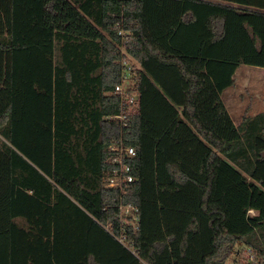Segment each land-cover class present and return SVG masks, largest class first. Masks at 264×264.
Listing matches in <instances>:
<instances>
[{
  "label": "trees",
  "instance_id": "1",
  "mask_svg": "<svg viewBox=\"0 0 264 264\" xmlns=\"http://www.w3.org/2000/svg\"><path fill=\"white\" fill-rule=\"evenodd\" d=\"M242 65L264 67V0H0V264L264 258V112L222 98ZM121 139L137 230L104 186Z\"/></svg>",
  "mask_w": 264,
  "mask_h": 264
},
{
  "label": "built area",
  "instance_id": "2",
  "mask_svg": "<svg viewBox=\"0 0 264 264\" xmlns=\"http://www.w3.org/2000/svg\"><path fill=\"white\" fill-rule=\"evenodd\" d=\"M126 64V63H125ZM128 69L126 72L118 80L115 86V93L118 95L122 101L123 105V113L117 115L115 117H110V119H119L120 123L123 124V121L126 119L127 109L125 110V102L127 104L134 105L137 101V94L130 95L129 90L131 87L125 88L124 83L127 79ZM111 152L115 153L114 162L117 163L118 167L111 174H109L104 181V186L108 188L118 189L121 193L120 195V204H119V212H120V221L124 225H131L135 230L138 229L139 224V214L138 208L134 205L124 204L122 201V194L126 192V185L133 182L135 177L132 174V165L131 160L136 157V150L132 146H128L124 143V141L119 140L118 143L113 144L110 147ZM252 212V211H251ZM123 244L128 248V244L125 241L124 237L119 239ZM132 252L137 254V249L133 248ZM248 252V263L247 264H264V258L256 259L255 256L247 250Z\"/></svg>",
  "mask_w": 264,
  "mask_h": 264
},
{
  "label": "rangeland",
  "instance_id": "3",
  "mask_svg": "<svg viewBox=\"0 0 264 264\" xmlns=\"http://www.w3.org/2000/svg\"><path fill=\"white\" fill-rule=\"evenodd\" d=\"M68 17H63L59 21V25L64 28L70 27L71 23ZM133 60L128 64L130 65ZM137 65L136 62H134ZM127 79L125 80L124 87H132L133 86V75L131 72H128ZM236 82L235 85L230 91H254L256 95H264V67L258 66H249V65H242L238 68L236 72ZM253 93V94H254ZM239 115V113H238ZM236 117V116H235ZM239 122L236 120V123ZM251 213H254L253 211ZM238 251V252H237ZM247 248L243 244H237L234 248L233 253L227 259L226 264H247L248 257H247Z\"/></svg>",
  "mask_w": 264,
  "mask_h": 264
},
{
  "label": "crops",
  "instance_id": "4",
  "mask_svg": "<svg viewBox=\"0 0 264 264\" xmlns=\"http://www.w3.org/2000/svg\"><path fill=\"white\" fill-rule=\"evenodd\" d=\"M230 90L232 89H226L222 93V98L235 122L236 120L239 121L236 124L240 123L245 116H253L259 112H264V95H256L254 91Z\"/></svg>",
  "mask_w": 264,
  "mask_h": 264
}]
</instances>
